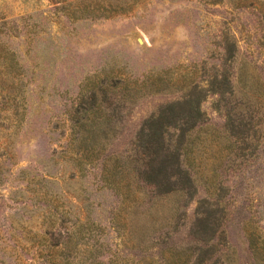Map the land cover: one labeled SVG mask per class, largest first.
Returning a JSON list of instances; mask_svg holds the SVG:
<instances>
[{
	"label": "rangeland",
	"instance_id": "374dc122",
	"mask_svg": "<svg viewBox=\"0 0 264 264\" xmlns=\"http://www.w3.org/2000/svg\"><path fill=\"white\" fill-rule=\"evenodd\" d=\"M85 6L107 10L70 16ZM244 85L256 134L230 149ZM88 134L150 163L120 235L101 159L80 171ZM0 177V264L45 262L46 200L70 229L94 227L76 264H264L247 239L250 221L264 239V0H0ZM146 230L148 250L125 245Z\"/></svg>",
	"mask_w": 264,
	"mask_h": 264
},
{
	"label": "trees",
	"instance_id": "16d2710c",
	"mask_svg": "<svg viewBox=\"0 0 264 264\" xmlns=\"http://www.w3.org/2000/svg\"><path fill=\"white\" fill-rule=\"evenodd\" d=\"M107 9L104 7L99 12H94L90 10L87 6L83 8H74L70 10V16L75 18L83 17L85 15L92 14L93 16H101ZM13 56V54H12ZM259 88V86H258ZM243 95L248 98L246 102L242 100V102H238L235 105V116L236 118L231 117V128H228L229 135H227V139H229L228 147L234 148V145L238 138H250L251 135L256 134V126L254 123V108L255 103L251 98V91L255 92V88L251 85H244L243 87ZM263 90V89H262ZM232 111V109H231ZM109 119V117H108ZM236 120V123H235ZM241 120V124H237ZM244 122V123H243ZM96 122L93 120V124L91 126H95ZM86 125V123H84ZM255 132V133H254ZM241 134V136L239 135ZM227 134V133H226ZM79 140L78 149L82 150L81 156L79 158L80 171L81 174H84V164H91L95 160L101 159L102 162V171H101V182L103 187H108L111 189L117 196H120V203L117 206L115 214L112 216V223L115 228L119 231L120 235V221H118V215L120 211L126 207H128L132 213H137L139 211V207L144 203L143 198L145 200H149L147 186L150 183H147L144 187V193L141 195V191L138 194L136 192V187L138 189H143V182L146 180L143 177V173L141 169H144L146 166H149L150 163L146 161V158L143 157L145 151L138 152L136 154V158L133 159L132 156L121 157L118 154L104 155L107 150V146L111 138L108 135H81L77 137ZM162 138H150L145 148H150V146L154 145L158 140L160 141ZM78 150V151H79ZM148 155V154H147ZM46 173L43 174V180H48L53 175V171L49 169H45ZM144 171V170H143ZM2 181L0 177V182ZM136 183V187L133 190V187L130 185ZM142 183V185H141ZM45 203L50 207L49 214L47 218L49 219L48 228L46 230V234L44 238L39 240L40 246H43L40 253L45 257V262L42 264H76L71 256L74 254V251H77L79 245V238L77 239L76 234L80 233V238L85 237V230H92L91 224L86 226V224H81L78 230H73L69 228V224L72 226L76 224L70 216L62 214L59 216L58 214V205H54L50 203V201H45ZM123 205V208H122ZM125 205V206H124ZM178 208V206H176ZM53 211V212H52ZM87 223V222H86ZM251 230L247 234L248 245L249 247L258 255L260 249V243H264V239L261 234H259L258 227H255V221H250ZM57 225V226H56ZM123 235L121 234V237ZM125 245L131 249H138L140 251H146L151 247L150 239H149V230L144 231V233L138 236H131L129 239H125ZM130 244V245H129ZM45 245V246H44ZM260 255V254H259ZM183 256L179 254V257L172 261V264H186L185 259L183 260ZM99 264H119L115 259L109 258L107 263H99ZM131 264H140V261H135Z\"/></svg>",
	"mask_w": 264,
	"mask_h": 264
}]
</instances>
